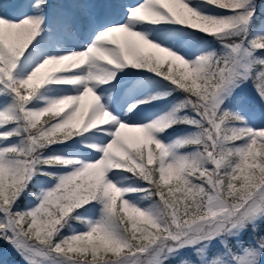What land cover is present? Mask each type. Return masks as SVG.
I'll use <instances>...</instances> for the list:
<instances>
[{
	"label": "snow or ice",
	"instance_id": "snow-or-ice-1",
	"mask_svg": "<svg viewBox=\"0 0 264 264\" xmlns=\"http://www.w3.org/2000/svg\"><path fill=\"white\" fill-rule=\"evenodd\" d=\"M0 240L264 264V2L0 0Z\"/></svg>",
	"mask_w": 264,
	"mask_h": 264
},
{
	"label": "rangeland",
	"instance_id": "rangeland-1",
	"mask_svg": "<svg viewBox=\"0 0 264 264\" xmlns=\"http://www.w3.org/2000/svg\"><path fill=\"white\" fill-rule=\"evenodd\" d=\"M264 2V0H258V3ZM241 97L244 99L255 98V92L253 91L252 84L245 85ZM26 202L30 197H25ZM4 242L3 240H0ZM0 264H24L22 258L17 254L11 245L6 243L5 246L0 244Z\"/></svg>",
	"mask_w": 264,
	"mask_h": 264
},
{
	"label": "trees",
	"instance_id": "trees-1",
	"mask_svg": "<svg viewBox=\"0 0 264 264\" xmlns=\"http://www.w3.org/2000/svg\"><path fill=\"white\" fill-rule=\"evenodd\" d=\"M25 204H26V199L25 198H22L20 201H19V203H18V207H24L25 206Z\"/></svg>",
	"mask_w": 264,
	"mask_h": 264
}]
</instances>
